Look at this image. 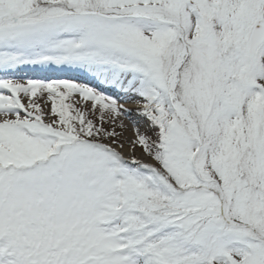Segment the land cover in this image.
I'll list each match as a JSON object with an SVG mask.
<instances>
[{"label":"snow or ice","instance_id":"6c2138e0","mask_svg":"<svg viewBox=\"0 0 264 264\" xmlns=\"http://www.w3.org/2000/svg\"><path fill=\"white\" fill-rule=\"evenodd\" d=\"M0 264H264V0H0Z\"/></svg>","mask_w":264,"mask_h":264},{"label":"rangeland","instance_id":"374dc122","mask_svg":"<svg viewBox=\"0 0 264 264\" xmlns=\"http://www.w3.org/2000/svg\"><path fill=\"white\" fill-rule=\"evenodd\" d=\"M55 75V74H54Z\"/></svg>","mask_w":264,"mask_h":264}]
</instances>
